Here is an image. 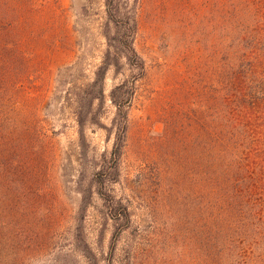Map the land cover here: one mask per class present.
Instances as JSON below:
<instances>
[{
    "label": "rangeland",
    "instance_id": "1",
    "mask_svg": "<svg viewBox=\"0 0 264 264\" xmlns=\"http://www.w3.org/2000/svg\"><path fill=\"white\" fill-rule=\"evenodd\" d=\"M124 1L136 14L134 47L146 74L136 81L128 108L120 179L107 188L132 212V228L112 249V222L91 189L115 140L110 92L127 79L131 86L135 73L125 59L109 69L104 103L96 101L90 115L101 125L88 121L81 129L74 96L85 95L105 58V0H30L24 8L11 0L17 11L12 39H22L30 68L13 106L30 118L31 157L43 159L46 188L31 196L22 217L32 224L27 264H125L129 250L140 264H193L186 209L202 188L196 191L193 182L201 183L196 168L206 154L209 125L221 142L225 116L236 125L249 116L236 99L227 102L226 113L223 75L231 73L232 96H240L238 78L252 73L253 44L264 39V0ZM255 116L250 130L258 142L264 109ZM37 136L51 149L36 151Z\"/></svg>",
    "mask_w": 264,
    "mask_h": 264
},
{
    "label": "trees",
    "instance_id": "2",
    "mask_svg": "<svg viewBox=\"0 0 264 264\" xmlns=\"http://www.w3.org/2000/svg\"><path fill=\"white\" fill-rule=\"evenodd\" d=\"M29 1L21 0L22 7ZM105 7V58L94 81L84 91L85 95L75 94L74 102L81 129L88 121L101 125L90 115L96 101L100 105L104 103V81L109 69L119 68L121 60L125 59V64L135 73L131 77V86L127 79L110 92L116 116L109 131L114 133L115 140L109 158L104 155L105 159L94 175L91 189L103 202L106 221L112 222V249H115L120 236L132 228V212L107 188L120 179L121 159L128 140V108L135 95L136 81L146 74V65L134 47L138 30L136 14L127 10L124 0H105ZM16 14L11 0H0V27L3 30L0 32V264H27L30 258L27 248L32 243L28 234L32 224L22 217L29 209L31 196L40 197L46 189L41 167L43 159L31 157L34 145L29 131L30 118L13 106L16 97L21 95L18 85L28 78L30 70L22 39H12ZM253 47L256 56L252 73L242 72L238 78L240 96H232L231 73L227 71L223 75L226 113L227 102L236 99L241 109L250 111L249 116L241 125H236L225 114L220 124L221 142L214 123H210L207 149L205 142L203 145L206 154L201 168H196V174L201 173L202 179L201 183L194 180L193 184L196 191L199 185L202 188L186 209L192 219L189 223L192 226L190 247L193 250L190 255L193 264H264V135L255 142L250 130L257 109H264V102H261L264 99V39L256 40ZM262 119L264 121V117ZM43 138L51 146L48 136L43 134ZM35 142L36 151L51 149L40 136L35 137ZM257 143L261 149L254 150ZM33 166L36 172H33ZM194 166L197 167L196 161ZM56 225L54 222L53 226ZM34 229L38 230V226ZM131 253L129 250L125 264H140L139 256ZM109 264L115 263L110 261Z\"/></svg>",
    "mask_w": 264,
    "mask_h": 264
}]
</instances>
